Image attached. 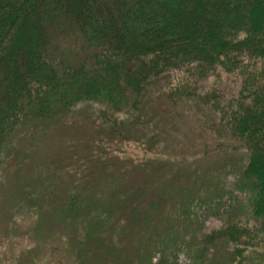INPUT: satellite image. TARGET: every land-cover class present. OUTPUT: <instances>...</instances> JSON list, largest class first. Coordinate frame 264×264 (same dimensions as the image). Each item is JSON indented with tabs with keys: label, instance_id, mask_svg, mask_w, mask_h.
<instances>
[{
	"label": "trees",
	"instance_id": "16d2710c",
	"mask_svg": "<svg viewBox=\"0 0 264 264\" xmlns=\"http://www.w3.org/2000/svg\"><path fill=\"white\" fill-rule=\"evenodd\" d=\"M219 70L237 72L238 91L228 97L225 88L198 93L195 79ZM76 114L86 116L84 143L62 145L46 157L37 179L32 171L25 180L24 163L37 150H21L19 140ZM170 131L175 140L177 132L191 133L203 154L215 151L209 146L217 140L243 147L245 161L232 170L236 191L246 192V206L264 218V0H0V165L6 163L20 202L45 230L56 219L85 230L73 264H91L95 244L113 259L117 251L108 242L119 227L139 231L142 253L174 254L184 243L176 222L163 235L151 225L162 203L177 205L181 213L174 211L173 219L194 216L186 211L193 200L182 185L175 202L155 195L182 163L165 152H175L166 145ZM126 142L147 151L164 146L159 157L135 162L123 157ZM47 210L54 211L51 218ZM246 230L230 225L212 233L203 252L190 248L193 262L203 256L212 264L223 238L237 249L225 256L228 264L236 256L240 264L251 263L246 258L259 244ZM151 258L145 257L147 264Z\"/></svg>",
	"mask_w": 264,
	"mask_h": 264
},
{
	"label": "rangeland",
	"instance_id": "374dc122",
	"mask_svg": "<svg viewBox=\"0 0 264 264\" xmlns=\"http://www.w3.org/2000/svg\"><path fill=\"white\" fill-rule=\"evenodd\" d=\"M219 71H215L213 74L210 73L203 79H195L194 86L197 88L198 93L202 94L213 90L218 92L221 88H225V96L228 97L232 96L233 92L238 91L241 77H238L237 72L233 71L226 74L221 70ZM113 117L123 119L124 115L114 114ZM70 118L67 120L68 122L61 124V126H54L33 137L30 136L29 140H25L24 137L21 141L19 140L21 150H25L27 147L32 151L37 150L34 153H28L27 162L24 163L23 171L25 172H22L25 180L32 171H34V174L31 175L32 178L37 179L36 172L40 169L43 170L46 157L56 151L64 150L62 145L65 146L68 142H74L73 147L76 143H84L88 135L87 127H85L86 116L76 114ZM183 119L182 125L183 122L186 123V120ZM185 125L190 126V124ZM186 128L188 127L183 129ZM191 128L192 133L198 134L193 127ZM205 133L210 136V132L207 130H205ZM169 134L171 135L170 142L165 137L166 145L172 147L175 152L167 147L164 148L165 152L168 157L171 156L169 158L172 163L176 160L182 161V163L178 167L179 170L171 169L170 175L162 183H159L155 195L158 194V197L162 195L165 200L175 202L178 191L181 189L180 185H182L183 189L188 190L186 195L193 200L190 203V205L193 204L192 207L186 209V211L187 213L192 211L194 216L182 215L179 219H173L174 216L171 214L174 211L177 215L181 213L177 205L170 207L168 203H165L164 206V203H162L160 212H158L159 215L153 219L154 222H151V225L159 232L157 234L163 235V228L170 227L171 224L176 222L178 225L174 229L178 230L184 237V243L182 245L176 244L178 250L174 251V254L170 252L153 254L150 248L149 252L143 251L144 255L140 248V242L137 240L139 231L129 229L126 226L119 227V229L114 230V237H111L108 242L117 251L114 258L106 256L105 251L102 248L97 249L95 244L93 249L90 248L92 251L88 252L92 261L91 264H147L145 257L150 256H152L150 264H159L161 258L164 261L162 264H201L200 261L202 260V264H205V257L203 256H200V261L197 260L194 263V258L189 252L192 249L203 252L202 246H207V243H204L203 240L205 238L210 239L212 233L228 228L230 225L247 229L246 231L256 237L252 243L254 245L255 243L259 244L255 249L257 254L249 255L246 258L251 263L244 262L246 264H256L261 260L264 262V218L255 216L253 211L246 206L249 204L246 192L236 191L237 182L233 169L236 164L245 161V149L235 142H228V144L225 140H217L211 142V146H209L215 151L203 154L199 152V146L196 148L199 140L193 138L191 133L180 135L177 132L176 140L174 132L170 131ZM200 143L202 148V141ZM161 146L158 149L163 148ZM158 149L147 151L137 142H126L121 146V150L125 153L123 157L135 162L159 157ZM0 159H4V153L0 154ZM36 161L39 163L34 165ZM17 189L20 190L16 184V179L10 176L9 172L8 174L6 172V163L1 164L0 264H73L75 262L74 255L79 244L77 239L82 241L85 230L81 228L78 222L70 221V227L64 224L58 225L57 219L54 220L55 223L52 221L54 229L45 230L47 225L33 213L30 206H27L25 202H20L21 196ZM227 190L232 194H224ZM238 203L239 206H237ZM242 205L245 209L242 208ZM45 212V215L50 214V218L54 213L52 210ZM185 217L188 218L187 221H184ZM129 227H132V225ZM238 231L240 230H237V233ZM152 234L157 235L156 233ZM221 240L222 242H218L219 244L217 243V246L212 250V264H228L225 256L237 250L234 248L235 243L225 244L223 243L225 239L222 238ZM85 241H87L86 238L81 242L83 246ZM146 244L155 247L151 244L150 239ZM214 244L213 240L211 246ZM208 245L210 246V244ZM247 250L250 251V249ZM240 258L236 256L235 259L237 260L234 261V264H240L241 261L238 260Z\"/></svg>",
	"mask_w": 264,
	"mask_h": 264
}]
</instances>
